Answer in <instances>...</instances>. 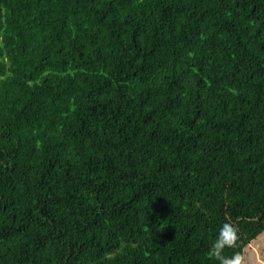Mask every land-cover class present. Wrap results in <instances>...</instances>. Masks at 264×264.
Returning a JSON list of instances; mask_svg holds the SVG:
<instances>
[{"label": "trees", "instance_id": "obj_1", "mask_svg": "<svg viewBox=\"0 0 264 264\" xmlns=\"http://www.w3.org/2000/svg\"><path fill=\"white\" fill-rule=\"evenodd\" d=\"M261 237L264 0H0V264H234Z\"/></svg>", "mask_w": 264, "mask_h": 264}, {"label": "rangeland", "instance_id": "obj_2", "mask_svg": "<svg viewBox=\"0 0 264 264\" xmlns=\"http://www.w3.org/2000/svg\"><path fill=\"white\" fill-rule=\"evenodd\" d=\"M260 245L252 244L246 249L242 263L234 264H264V237H261Z\"/></svg>", "mask_w": 264, "mask_h": 264}, {"label": "clouds", "instance_id": "obj_3", "mask_svg": "<svg viewBox=\"0 0 264 264\" xmlns=\"http://www.w3.org/2000/svg\"><path fill=\"white\" fill-rule=\"evenodd\" d=\"M227 234H225V236H226ZM223 242H225V241H221L220 243H217L216 245H215V247L216 248H219L220 246H221V243H223Z\"/></svg>", "mask_w": 264, "mask_h": 264}]
</instances>
